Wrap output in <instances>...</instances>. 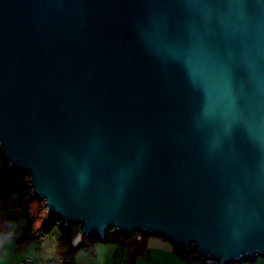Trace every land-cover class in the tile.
I'll return each instance as SVG.
<instances>
[{
  "label": "water",
  "instance_id": "1",
  "mask_svg": "<svg viewBox=\"0 0 264 264\" xmlns=\"http://www.w3.org/2000/svg\"><path fill=\"white\" fill-rule=\"evenodd\" d=\"M0 154L73 245L264 257V0H0Z\"/></svg>",
  "mask_w": 264,
  "mask_h": 264
},
{
  "label": "trees",
  "instance_id": "2",
  "mask_svg": "<svg viewBox=\"0 0 264 264\" xmlns=\"http://www.w3.org/2000/svg\"><path fill=\"white\" fill-rule=\"evenodd\" d=\"M0 160L2 162V157L0 154ZM0 162V163H1ZM5 162V161H4ZM6 164V163H5ZM29 177H26V174H23L19 171H16L12 167H3L0 165V197L1 198H11L15 197V202L17 206L24 210V215L27 219L26 226H17L16 229H12L10 224L7 222L5 226L0 228V241L6 243L8 241H12L16 244H23L32 237H43L47 234L53 232L56 229V238L58 240V246L56 248V253L49 262H55L57 264H75L73 261L74 252L77 249H83L89 253H93L94 251V240H98L92 235L83 237V239L77 244L73 245L72 240L76 232V226L68 224L64 226L62 221L51 217L45 218L39 226L33 229V222L30 220L29 207L30 201L32 199L31 196V187L28 186ZM21 217V216H20ZM145 236V235H144ZM142 236L141 239L144 237ZM132 237V236H131ZM140 239V240H141ZM107 240H117L121 243H128L127 238H121L120 235L112 236L107 238L105 235L102 239V242ZM140 240H136L134 237L131 242L128 243L127 251L125 252V259L123 264H133L134 258L139 252L142 250V245ZM87 241V243L85 242ZM117 251V250H116ZM174 252L181 258H188L189 251L182 249L176 245H174ZM200 264H205L201 262Z\"/></svg>",
  "mask_w": 264,
  "mask_h": 264
},
{
  "label": "crops",
  "instance_id": "3",
  "mask_svg": "<svg viewBox=\"0 0 264 264\" xmlns=\"http://www.w3.org/2000/svg\"><path fill=\"white\" fill-rule=\"evenodd\" d=\"M41 240V237H32L23 244H16L12 241L3 243L0 241V264H19L20 261L26 258L36 259L43 264H57L49 262L53 259L56 249L52 253L41 255H32L30 253L31 249L35 248L37 242ZM35 242L36 244L34 245ZM140 243L143 248L134 258L133 264H199L195 260L191 262L190 260L192 259L190 258L181 259L174 252L173 243L161 236H144ZM117 249L113 246L99 245L94 247L93 253L83 250L87 257L79 256L76 252L73 255V261L75 264H107Z\"/></svg>",
  "mask_w": 264,
  "mask_h": 264
},
{
  "label": "rangeland",
  "instance_id": "4",
  "mask_svg": "<svg viewBox=\"0 0 264 264\" xmlns=\"http://www.w3.org/2000/svg\"><path fill=\"white\" fill-rule=\"evenodd\" d=\"M2 157V162L0 163V165H2L3 167H6L5 164V160L3 155H1ZM29 173H26V177H29ZM15 197H13V200L9 197L7 198H1L0 197V228H2L3 226H5L7 219L8 223L10 224V227L12 229H16L17 226H26L27 225V219L25 216L22 217V215H24V210H22L20 207L17 206V203L15 202ZM29 213L28 215L30 216V220L33 222V229H35L37 226H39L41 224V222L47 218L46 214H45V205L43 203V201H38L37 198L32 196V199L30 201V207H29ZM21 216V217H20ZM49 217V216H48ZM51 220V217H49ZM56 229L53 230L52 233L47 234L43 237H41V241L34 243V245L36 244L35 248H32L30 253L32 255H41V254H47V253H52L55 251V249L58 246V240L56 238L57 234H56ZM107 238L112 237V229H110L108 231V233L106 234ZM121 238H127V242H131V240L133 239V237H129V236H125V235H120ZM87 243V241H85ZM12 243V242H9ZM128 243H121L117 240H107V241H100V240H94V247L99 246V245H106V246H113L114 248H118V249H123L125 252L127 251L128 248ZM174 245V244H173ZM117 249V250H118ZM78 253L79 256H84L87 257L86 253L83 251V249H77L75 253ZM188 258L192 259L190 260L192 261H196V263H201V260L198 259L195 255L194 252L192 250L189 251V255ZM88 261V260H87ZM85 261V262H87ZM229 264H264V257L262 256H258L256 257L254 260L251 259H243L241 261H231Z\"/></svg>",
  "mask_w": 264,
  "mask_h": 264
},
{
  "label": "built area",
  "instance_id": "5",
  "mask_svg": "<svg viewBox=\"0 0 264 264\" xmlns=\"http://www.w3.org/2000/svg\"><path fill=\"white\" fill-rule=\"evenodd\" d=\"M132 237H134L136 240H140L142 236L136 234V232H133ZM124 257H125V251L123 249H118L113 253L110 261L107 264H123L125 259ZM19 264H43V263L33 258H26L20 261Z\"/></svg>",
  "mask_w": 264,
  "mask_h": 264
}]
</instances>
